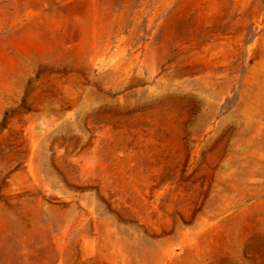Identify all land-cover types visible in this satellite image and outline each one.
I'll return each mask as SVG.
<instances>
[{"label":"rangeland","instance_id":"obj_1","mask_svg":"<svg viewBox=\"0 0 264 264\" xmlns=\"http://www.w3.org/2000/svg\"><path fill=\"white\" fill-rule=\"evenodd\" d=\"M0 264H264V0H0Z\"/></svg>","mask_w":264,"mask_h":264}]
</instances>
